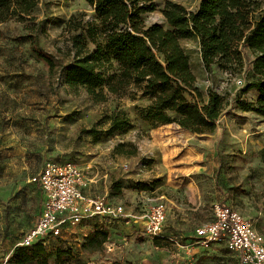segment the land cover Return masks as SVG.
<instances>
[{
    "label": "rangeland",
    "instance_id": "rangeland-1",
    "mask_svg": "<svg viewBox=\"0 0 264 264\" xmlns=\"http://www.w3.org/2000/svg\"><path fill=\"white\" fill-rule=\"evenodd\" d=\"M154 1L157 10L143 16L147 27L168 28L162 13L168 1L188 11L200 3ZM81 13L86 19L93 15L84 0H0V264L11 263L37 222L41 191L32 179L48 160L92 169L98 190L129 209L163 200L169 239L157 247L142 235L140 222L84 223L47 242V264H59L60 251L65 264H239L224 245L199 243L195 229L211 222L215 206L224 203L264 236V101L245 89L253 80L255 54L244 50L241 70H208L198 41H183L196 87L206 100L210 91L224 97L226 109L214 134L192 133L177 123L152 128L137 112L150 98L138 93L135 99L111 96L95 103L85 89H69L33 52L37 40L58 59L67 21ZM62 62L59 58L58 68ZM118 110L127 113L131 127L108 136L106 117ZM96 126L100 133L94 137L89 131ZM102 231L108 237L101 249H86L89 237Z\"/></svg>",
    "mask_w": 264,
    "mask_h": 264
},
{
    "label": "trees",
    "instance_id": "trees-1",
    "mask_svg": "<svg viewBox=\"0 0 264 264\" xmlns=\"http://www.w3.org/2000/svg\"><path fill=\"white\" fill-rule=\"evenodd\" d=\"M84 1L93 15L86 19V14H76L67 21L65 45L57 48L59 58L66 60L60 68L59 58L44 53L37 40L32 41L33 52L69 89H85L95 103H105L111 96L135 99L142 93L151 103L139 108L138 116L152 128L177 123L192 133L214 134L227 104L212 91L206 100L196 87L197 78L183 47V41L195 39L208 70L213 66L241 70L244 50L252 51L253 80L245 89L257 91L264 101L263 1L200 0L195 11L168 1L162 11L168 28L146 26L143 16L157 10L154 0ZM106 121L108 136L132 124L123 110ZM98 126L89 131L94 137L100 133ZM107 237V232H98L89 237L85 248L99 250ZM166 240L154 239L157 247ZM45 252L43 244L17 247L10 264H47ZM63 257L60 251L59 264H65Z\"/></svg>",
    "mask_w": 264,
    "mask_h": 264
},
{
    "label": "built area",
    "instance_id": "built-area-1",
    "mask_svg": "<svg viewBox=\"0 0 264 264\" xmlns=\"http://www.w3.org/2000/svg\"><path fill=\"white\" fill-rule=\"evenodd\" d=\"M86 171L72 160L44 162L32 182L41 191V210L36 224L22 239L20 246L33 247L52 239L63 238L72 227L101 222L142 223L141 232L151 239H169L168 206L156 199L141 210L129 209L123 202L98 190ZM199 243H219L234 253L239 264H264V236L255 223L233 206L218 204L214 219L195 229Z\"/></svg>",
    "mask_w": 264,
    "mask_h": 264
}]
</instances>
